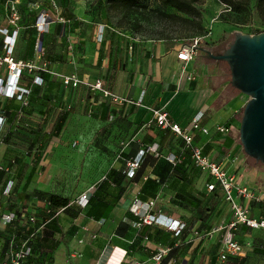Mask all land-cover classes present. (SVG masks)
<instances>
[{"label": "crops", "instance_id": "0c3cea01", "mask_svg": "<svg viewBox=\"0 0 264 264\" xmlns=\"http://www.w3.org/2000/svg\"><path fill=\"white\" fill-rule=\"evenodd\" d=\"M59 7L61 11L57 16L68 22L52 23L50 32L42 36V43L45 47L52 44L56 30L60 36L65 34L67 48L63 49L61 57L54 53L46 55L49 67L58 74L75 73L90 83L101 79L105 88L127 99L136 100L141 92L143 94L139 106L125 102L112 104L114 117L110 121L109 104L99 91H92L83 84L75 89H64L54 75L40 72L45 76L44 84L31 86L30 107L23 115H39L42 111L51 115L56 108H63L66 99L74 102L78 93L89 118L103 126L101 143L112 150L114 162L98 181L80 192L79 195L93 185L97 188L89 203L82 207L76 203L79 195L69 198L57 194L52 191L49 179V153L62 141L56 129L63 128L66 112L57 115L54 121L38 125L45 142L42 148L38 147L42 141L38 137L32 138L29 155L19 154L9 146L5 148L0 155V170L5 172L1 173L0 190L7 179H13L14 184L11 194L1 196L10 203H20L21 208L13 211H17L16 220L22 227L13 237H21V244L26 240L35 243L31 263L71 264L70 256L75 254L78 257L72 259L74 264H223L227 260L228 264L237 260L245 264H264V230L245 226L234 235L243 246L242 254L227 260L219 258L220 227L232 218L229 205L219 190L207 191L206 184L211 177L193 164L179 139L152 121L153 107H163L169 118L181 127L187 126L198 110H203L200 123L207 132L197 131L195 140L228 173L239 176L255 193H264V165L241 157L244 153L234 135L235 128L239 127L235 118L237 91L221 81L223 61L202 55L188 62L182 70L175 50L179 45L168 48L163 43H150L141 48L121 40L112 45L114 42L110 41L107 29L98 45V24L82 25L78 18L62 16L63 9ZM19 26L13 55L16 59H30L33 53L26 50L29 44L32 47L35 34L30 28ZM80 30L86 34L79 50ZM6 72L5 68H0V76ZM189 72L195 73L193 80L187 79ZM28 84L31 78L25 75L21 85ZM18 104V101L0 97V115L11 121L4 124L3 131L11 126L18 128L14 126L19 123L15 120ZM219 126L229 131L220 133ZM121 141V146L116 143ZM151 145H157L156 150H145L134 176H126L128 159ZM171 151L177 154L175 164L165 158ZM40 192L67 198V203L52 207ZM135 199L149 202V213L178 219L185 223V228L175 236L160 225L143 223L129 209ZM248 205L252 215L264 217L259 203L251 201ZM31 216L35 221L29 220ZM33 228L36 233L31 236ZM10 247L6 237L0 248V260ZM158 254H161L159 259Z\"/></svg>", "mask_w": 264, "mask_h": 264}, {"label": "rangeland", "instance_id": "374dc122", "mask_svg": "<svg viewBox=\"0 0 264 264\" xmlns=\"http://www.w3.org/2000/svg\"><path fill=\"white\" fill-rule=\"evenodd\" d=\"M238 1L240 3L239 11L229 8L222 0H194L193 5L198 11L195 15H187L172 6L162 4L159 0H139L135 6L127 9L117 7L112 0H23L17 9L22 15L21 25H23L32 22L38 7L48 9L52 16L57 17V12L61 11L59 6H62V16L66 17L67 14H72L71 16L78 18L82 25L95 26L98 24L97 28L99 25H103L102 40L107 29L110 41L114 42L112 45L121 40L123 43H134L141 48L150 43H163L168 48H173L180 44H191L197 41V47L202 46L212 51H218L231 39L234 31L247 34L264 31V0L257 7L256 0ZM6 13L5 0H0V25L7 24ZM79 33L78 49L80 50L86 33L83 30H80ZM53 37L52 44L46 47L43 45L45 52L42 57L45 59L46 55L50 56L54 53L60 56L63 49L66 51L65 34L60 36L59 31L55 30ZM26 38L28 39L29 35ZM28 48L26 52L30 51V44ZM202 55L197 50L194 59L202 58ZM222 65L221 75L223 78L221 81L230 85L228 66L225 62H222ZM236 91L238 111L235 118L240 122L243 107L249 97L237 89ZM62 112H66L67 117L63 128L58 129L62 141L56 144L54 150L49 153L51 158L48 167L49 179L53 187L52 191H56L61 196L73 198L89 184L98 181L114 162L112 150L101 143L104 135L103 126L89 118L83 98L78 93L74 102H67L66 99L63 108H56V112L51 115L42 111L39 112V115L19 116V123H16L17 129L11 126L9 129H5L3 135L0 134V155L4 153L7 146L15 149L14 151L19 154L29 155L28 146L32 142V138L41 139L43 136L42 129L38 125L55 120ZM234 135L239 142L237 128H235ZM122 142L116 143L120 145ZM44 143L42 138L38 147L42 148ZM244 155L241 154V157L251 159ZM251 160L254 162L253 159ZM20 208V203H10L0 195V212L19 210ZM20 227L22 224L17 220L9 227H0V231L3 229L12 230L11 235L7 237L8 242L15 248H19L22 242L19 240L21 237H13V234L20 231L18 230ZM1 245L2 240L0 239V248ZM70 257V263L74 264L72 259H76L78 256L73 254ZM228 263H230L229 260L223 262V264ZM234 264L245 263L237 260Z\"/></svg>", "mask_w": 264, "mask_h": 264}, {"label": "built area", "instance_id": "2783aa9c", "mask_svg": "<svg viewBox=\"0 0 264 264\" xmlns=\"http://www.w3.org/2000/svg\"><path fill=\"white\" fill-rule=\"evenodd\" d=\"M21 0H5V10L7 17V24L0 26V35L2 42V50L0 52V68H5L7 72L5 75L0 76V97L15 98L23 105L27 104L26 95L29 89L21 85L23 73L32 75V84H42V78L39 76L40 72H46L54 75L61 82L65 89H75L80 85H84L92 91H99L108 102L110 113L108 118L111 120L114 114L111 111V105L116 103H130L134 106H139L142 100V94L136 100L127 99L105 88L101 79L95 80L93 83L82 80L75 73L71 74H58L56 71L49 67L48 62L42 55L45 52L42 36L50 32L52 23L58 22L65 24L68 20L61 16L54 17L50 14L49 10L43 7H38L39 12L35 21V29L37 38L33 47V56L30 59H16L13 56L14 46L19 35V20L20 13L17 5ZM104 26L99 25L97 32V44L102 42ZM176 57L182 63V70L185 66L194 59L197 52V41L191 44H180L176 49ZM188 80L195 78L194 72H189L186 75ZM152 121L156 126L161 129H168L176 138L182 141L183 146L189 150L190 159L193 164L200 170L205 171L211 177V181L206 184L207 191L211 192L218 189L224 200L228 203L231 212V220L220 227L222 231L219 239V253L218 256L221 260H227L230 256H240L243 251V246L235 239L234 231L239 225H244L248 228H258L264 230V217L254 216L250 213L249 203L254 201L260 204L261 210H264V193H255L246 184L242 183L239 176L234 173H228L220 163L214 161L207 155L203 146L195 140L196 132H207L201 125V120L204 116L203 110H198L192 117L190 123L181 127L178 123L173 122L168 115L167 110L163 107L151 108ZM5 120L0 116V134L3 130ZM217 131L225 133L229 128L224 126L217 127ZM157 145L148 146L146 150L155 151ZM145 150L140 149L136 155L127 161L125 173L128 177H133L136 168L139 166ZM165 158L172 164L178 160L174 152H168ZM1 168V167H0ZM2 169V168H1ZM14 181L7 180L2 193L9 195L13 188ZM96 190L93 185L89 187L86 192L78 196L76 203L80 206H85L88 197ZM151 204L143 202L141 199H135L130 205L129 209L141 218L143 223L156 224L166 228L175 236L181 234L185 228V223L173 217H168L163 214L149 213ZM16 219V214L12 211L0 212V227H4L12 223ZM30 221H35L31 216ZM42 227V225H41ZM36 232V229L34 230ZM33 233L31 234V236ZM32 253V247L29 240L24 241L19 248L10 247L0 264H32L28 261ZM161 254L157 255L159 259Z\"/></svg>", "mask_w": 264, "mask_h": 264}, {"label": "water", "instance_id": "95a60500", "mask_svg": "<svg viewBox=\"0 0 264 264\" xmlns=\"http://www.w3.org/2000/svg\"><path fill=\"white\" fill-rule=\"evenodd\" d=\"M197 50L207 59L225 62L230 85L249 97L239 122V143L245 155L264 165V31H234L221 50Z\"/></svg>", "mask_w": 264, "mask_h": 264}, {"label": "trees", "instance_id": "16d2710c", "mask_svg": "<svg viewBox=\"0 0 264 264\" xmlns=\"http://www.w3.org/2000/svg\"><path fill=\"white\" fill-rule=\"evenodd\" d=\"M23 0H21L19 3H18V5L19 4H21V2H22ZM27 1V0H26ZM113 2H114V4L117 6V7H119V8H122V9H127V8H131V7H133V6H135L138 2H139V0H112ZM162 4H165V5H169V6H172V7H174V8H176L178 11H180V12H183V13H186L187 15H195V13H198V11H197V9H196V7L193 5V1L194 0H159ZM224 3H226L228 6H229V8H231V9H233V10H236V11H239L240 9H239V1L238 0H222ZM263 0H256V2H255V4H256V7L257 6H260V4H261V2H262ZM17 5V6H18ZM6 11V10H5ZM30 11H31V9H30ZM38 12H39V8L37 9V12L35 11V13H34V17H33V19H32V22L31 23H29V24H23L25 27H27V28H30V32H32L33 34H35V35H37V32H36V29H35V21H36V17H37V14H38ZM19 13H20V11H19ZM70 15H72V14H70ZM69 14H67L66 16H70ZM23 21H22V15H21V13H20V20H19V24H21ZM42 38V37H41ZM35 40H36V37H34L33 38V40H32V42H31V44H32V47L30 48V50L32 51V53H33V47H34V43H35ZM15 47V46H14ZM1 50H2V42H1V45H0V52H1ZM43 73H39V76L42 78V84H40V85H37V84H32V82H31V84L29 85H24L26 88H28L29 89V92H28V94L26 95V99H27V104L26 105H23L19 100H17V99H15V98H7V99H11V100H13V101H18L19 102V107L17 108V112H16V114H15V120H17V119H19V116H21V115H23V113L27 110V108H29L30 107V95H31V92H32V88H31V86H42L44 83H43V80H45L44 79V75H42ZM25 75H29L30 76V78H31V80H32V75L31 74H29V73H23V76H22V80L24 79V77H25ZM65 89V88H64ZM5 98V97H4ZM1 116V115H0ZM65 116H66V114H64L62 117H61V119L62 120H64V118H65ZM3 117V116H2ZM4 118V120H5V123L8 121L9 123L11 122L8 118L6 119L5 117H3ZM4 123V124H5ZM14 126H16V124H14ZM3 129H4V127H3ZM8 129H9V127H8ZM57 130H58V128H57ZM5 131H3L2 130V135H3V133H4ZM1 136V135H0ZM180 141V140H179ZM180 144H182L183 145V143H182V141H180ZM187 149V148H186ZM144 150H146V148L144 149ZM187 151H188V153H189V150L187 149ZM173 152V151H172ZM145 153V152H144ZM175 153V152H174ZM176 154V153H175ZM136 155V154H135ZM135 155H133L132 157H130L128 160H130V159H132ZM177 155V154H176ZM143 158V157H142ZM189 158H190V153H189ZM191 160V159H190ZM141 162H142V160H141ZM141 162H140V164H141ZM127 163V162H126ZM140 164H139V166H140ZM138 166V167H139ZM137 167V168H138ZM136 168V169H137ZM126 170V169H125ZM4 171H2V170H0V179L2 178L1 176H2V174H4L3 173ZM135 172H136V170H135ZM2 173V174H1ZM125 175H126V173H125ZM127 176V175H126ZM134 176V175H133ZM7 180H9V179H7ZM7 180H6V182H7ZM13 180V179H12ZM6 182H5V184H6ZM5 184H4V186H5ZM4 186L3 187H1V190H0V195H4L3 193H2V191H3V188H4ZM97 189V188H96ZM12 190H13V188H12ZM12 190H11V192H10V194L12 193ZM95 192H96V190H95ZM94 192V193H95ZM211 192H218V189L216 188V189H214L213 191H211ZM40 193H42L43 194V196L46 198V200L48 201V203L52 206V207H61V206H64L66 203H67V198H61V197H59L58 195H53V194H48V193H44V192H40ZM40 193H38V194H40ZM94 193L92 194V195H94ZM92 195H90V196H92ZM90 196L88 197V201H87V203H89V201H90ZM86 203V204H87ZM80 206V205H79ZM5 211H12V212H14L15 214H16V212L15 211H13V210H5ZM2 212H4V211H2ZM17 216V215H16ZM16 221V219L12 222V223H10V224H8V225H5L3 228H5V227H9V226H11V224H13L14 222ZM244 225H239L238 227H237V229L234 231V235H235V232L239 229V228H241V227H243ZM246 227V226H245ZM35 228H33V230H34ZM18 230H20V229H18ZM32 230V231H33ZM1 233H0V239L3 241L8 235H11V233H12V230L11 229H3L2 231H0ZM20 231H17L15 234H13V235H15L16 236V234H18ZM6 233H7V235H6ZM33 233V235H34V233H36V232H32ZM31 233V234H32ZM6 235V236H5ZM32 235V236H33ZM179 236V235H178ZM7 239H8V237H7ZM29 244L31 245V247H32V253H31V255L29 256V258H28V261L29 262H31L32 260H31V258L35 255L34 253L36 252V250H35V243H33V241L31 240H29ZM1 247H2V245H1Z\"/></svg>", "mask_w": 264, "mask_h": 264}]
</instances>
